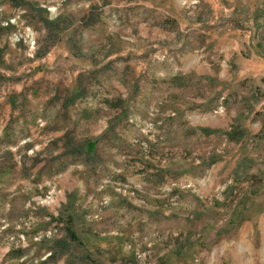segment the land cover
I'll return each mask as SVG.
<instances>
[{"label": "rangeland", "instance_id": "374dc122", "mask_svg": "<svg viewBox=\"0 0 264 264\" xmlns=\"http://www.w3.org/2000/svg\"><path fill=\"white\" fill-rule=\"evenodd\" d=\"M0 264H264V0H0Z\"/></svg>", "mask_w": 264, "mask_h": 264}]
</instances>
